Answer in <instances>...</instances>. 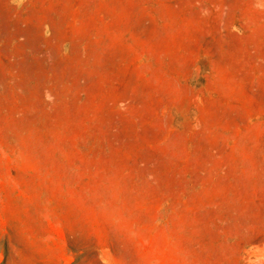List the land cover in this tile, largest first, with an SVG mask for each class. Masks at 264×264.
Returning <instances> with one entry per match:
<instances>
[{
	"label": "rangeland",
	"instance_id": "1",
	"mask_svg": "<svg viewBox=\"0 0 264 264\" xmlns=\"http://www.w3.org/2000/svg\"><path fill=\"white\" fill-rule=\"evenodd\" d=\"M0 264H264V0H0Z\"/></svg>",
	"mask_w": 264,
	"mask_h": 264
}]
</instances>
